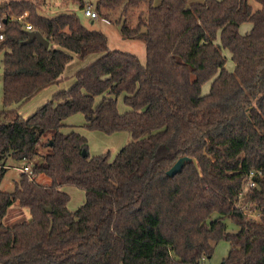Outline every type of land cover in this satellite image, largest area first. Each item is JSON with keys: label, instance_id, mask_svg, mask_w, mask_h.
I'll return each instance as SVG.
<instances>
[{"label": "trees", "instance_id": "16d2710c", "mask_svg": "<svg viewBox=\"0 0 264 264\" xmlns=\"http://www.w3.org/2000/svg\"><path fill=\"white\" fill-rule=\"evenodd\" d=\"M118 7L120 36L143 43V63L110 50L73 13L47 18L30 1L0 0V264H205L221 240L230 248L220 264H264V0H97L94 10L106 19L101 10ZM27 23L46 49L22 44ZM243 23L251 27L240 34ZM74 57L83 63L71 86L21 117ZM76 113L88 130L130 141L113 159L90 157L84 136L61 132ZM181 157L190 161L166 176ZM11 162L32 175L19 172L5 192ZM250 173L255 186L243 192ZM40 175L50 183H37ZM67 186L84 192L75 211ZM13 205L29 219L6 224Z\"/></svg>", "mask_w": 264, "mask_h": 264}, {"label": "rangeland", "instance_id": "374dc122", "mask_svg": "<svg viewBox=\"0 0 264 264\" xmlns=\"http://www.w3.org/2000/svg\"><path fill=\"white\" fill-rule=\"evenodd\" d=\"M8 1V0H6ZM14 1H23V0H14ZM30 1L35 4L37 7L38 14L47 18L54 17L59 13H73L77 16L80 24L89 30H96L102 32L107 37V46L110 50H120L123 52H127L130 54L136 55L140 61L143 63L145 60V50L142 42L138 40H125L120 36L119 32V24L118 18L120 15V7L115 10H101L102 13H107L106 19L102 18L99 11H96L97 17L94 20H91L85 17L80 9V6L83 4L92 5L95 7L97 0H25ZM202 0H187V4L192 2H197ZM159 0H153V4H157ZM147 10L146 5H141L130 14L129 23L130 25H134L136 21V17L141 13L145 14ZM251 25L249 23H243L239 27V33L244 34L249 31ZM226 68L228 70L233 69V64L230 60V55L226 52ZM2 57L3 51H0V109L2 108ZM79 59L74 57L72 62L67 66L63 74V80L58 84L60 90L68 89L73 83V74L75 70L78 68ZM210 87V82H206L202 85L201 91L202 94L208 92ZM52 94L48 98L50 100L52 98ZM123 96L120 95L117 98V109L119 113H124L128 109L125 107L122 101ZM36 99V98H35ZM38 101V100H37ZM36 100H31L24 105H22L18 112L22 114V116H29L34 113L37 108L41 105H37ZM99 98L95 99L97 103ZM13 107V106H12ZM68 123L65 125V130L68 131L71 128H76L78 132L83 134L87 140L88 145V153L89 156L100 155V154H109V158L113 159L117 152L130 141V137L125 132H119L113 135H105L97 131L88 130L84 126V117L80 113L73 114L67 119ZM76 126V127H72ZM22 163L20 162H11L9 167L5 173V176L1 182V190L5 192H12L14 182L18 178V171L13 167H21ZM44 181H47L46 185L50 183L49 179L43 175L37 177L36 182L39 184H44ZM246 190V189H245ZM69 196V202L67 204V209L69 211L77 210L85 200L84 192L76 187H72L70 191L67 192ZM245 213L247 217L250 219H258L259 213L255 209H250V206L246 207ZM29 219V213L26 209H22L21 211L17 206L13 205L9 208L8 213L4 219L6 224H13L15 222H19L20 219ZM228 230L230 232H236L237 228L229 221H226ZM230 245L228 242L221 240L213 245V253L212 256L206 259L205 264H220V262L227 256Z\"/></svg>", "mask_w": 264, "mask_h": 264}, {"label": "water", "instance_id": "95a60500", "mask_svg": "<svg viewBox=\"0 0 264 264\" xmlns=\"http://www.w3.org/2000/svg\"><path fill=\"white\" fill-rule=\"evenodd\" d=\"M25 35L27 36V39L22 42V44H29L33 41H36L40 46H42L44 49L48 47V42L42 37V35L38 31H26ZM82 156L86 157L85 151L82 152ZM190 158L188 157H181L179 158L167 171L166 176L173 177L174 175L180 173L183 165L185 162H189ZM47 212H50L51 209L48 208L46 210Z\"/></svg>", "mask_w": 264, "mask_h": 264}, {"label": "crops", "instance_id": "0c3cea01", "mask_svg": "<svg viewBox=\"0 0 264 264\" xmlns=\"http://www.w3.org/2000/svg\"><path fill=\"white\" fill-rule=\"evenodd\" d=\"M160 1V0H159ZM197 2H200V1H197ZM193 3V2H192ZM95 58V55H90V56H88V57H86L85 59H84V61L83 62H89V61H91V60H93ZM82 61H79V65H78V68L80 67V65L83 63ZM77 68V69H78ZM76 69V70H77ZM75 70V71H76ZM64 79V78H63ZM60 90V88H59V86L58 85H52V86H49V87H47V88H45V89H43L42 91H40L36 96H34L31 100H38L36 103H37V105H41V104H43V103H45V102H47L48 101V98L50 97V95L52 94V95H54L57 91H59ZM36 98V99H35ZM30 100V101H31ZM41 103V104H40ZM38 109V108H37ZM19 113V115L21 116V117H23V118H27L28 116H22V114L20 113V111L18 112ZM30 116V115H29ZM68 119V118H67ZM67 119L65 120V125H66V123H68V121H67ZM69 124V123H68ZM72 127H76V126H72ZM71 130H74V131H76V132H78L77 130H76V128H71L69 131H68V128H67V131L65 130V128H63V129H61V132H63V133H68V132H70ZM79 134H81L80 132H78ZM117 133H119V132H117ZM116 134V133H115ZM82 136H84L83 134H81ZM113 135V134H112ZM85 137V136H84ZM93 156H95V155H93ZM47 183V181H44V184H46ZM71 188H72V186H67V187H63L61 190L63 191V192H65L66 194H67V192L68 191H70L71 190Z\"/></svg>", "mask_w": 264, "mask_h": 264}, {"label": "built area", "instance_id": "2783aa9c", "mask_svg": "<svg viewBox=\"0 0 264 264\" xmlns=\"http://www.w3.org/2000/svg\"><path fill=\"white\" fill-rule=\"evenodd\" d=\"M81 12L82 14L91 19V20H94L96 19L97 17V14H96V11L94 10V7L92 5H88V4H84L81 8ZM2 28V23L0 22V30ZM25 28H26V31H31V26L30 24H26L25 25ZM3 39V34L0 32V41ZM14 169H16V171L18 172H22V173H25L29 176L32 175V172L30 170V167H13ZM252 176H253V173H250L247 177V181L246 183L244 184V188H243V192H245L246 190H248L249 188H252L255 186V183L253 182L252 180ZM246 189V190H245ZM242 193L240 192V195ZM246 207L244 208V211H245Z\"/></svg>", "mask_w": 264, "mask_h": 264}]
</instances>
